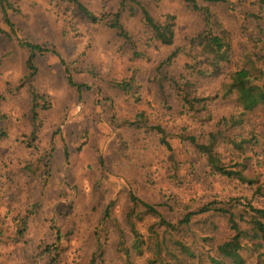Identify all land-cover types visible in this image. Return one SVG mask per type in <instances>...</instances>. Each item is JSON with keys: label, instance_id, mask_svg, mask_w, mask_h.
<instances>
[{"label": "rangeland", "instance_id": "374dc122", "mask_svg": "<svg viewBox=\"0 0 264 264\" xmlns=\"http://www.w3.org/2000/svg\"><path fill=\"white\" fill-rule=\"evenodd\" d=\"M120 1L80 0L95 14H107L106 21L92 24L80 16L73 0H0V130L5 134H0V264H87L110 200L116 203L113 222L127 233L129 189L156 205L173 222L184 213V203L196 210L208 201L238 200L237 212L247 206L242 203L264 204L250 188L234 180L210 177L203 158L186 142L170 137V152L160 146L153 131L126 123L142 110L149 125L160 124L173 136L180 133L179 122L162 107V100L174 105L169 78L179 79L187 58L180 52L170 64L163 65V61L200 32L204 8L212 13L214 29L224 30L232 41L231 64L222 68L252 66L264 80V5L258 0L217 4L203 0H126L120 22L131 39L127 42L108 26L110 14ZM141 7L158 20L168 13L175 15L171 46L151 40L141 19ZM19 39L50 49L36 57L37 71L32 77L25 66L30 52L18 44ZM131 43L140 56H133ZM67 69L75 85L68 83ZM124 79L134 88L128 97L114 86ZM208 80L215 85L209 76L200 78L202 86ZM195 82L201 89V83ZM29 86L45 94L50 105L39 109L34 148L26 146L32 131ZM223 104L212 110L221 112ZM258 153L260 164L246 161L245 173L249 177L257 174L264 182V150ZM171 158L180 164L182 176L176 182L170 177ZM223 158L230 164L238 161L239 155L225 150ZM185 159L188 165L183 164ZM31 209L25 235L16 239L17 219ZM196 217L198 223L181 239L185 243L193 241L196 234L206 237V244L198 246L203 262L211 264L207 255H215V246L226 240L229 228L224 217ZM150 221L154 220L148 217L138 224L143 232ZM113 222L106 225L105 253L108 259L119 260ZM56 229L62 233L57 244L61 253L53 263L42 249L55 245ZM242 256L245 264H264V253L250 246ZM135 262L146 264L143 255Z\"/></svg>", "mask_w": 264, "mask_h": 264}, {"label": "trees", "instance_id": "16d2710c", "mask_svg": "<svg viewBox=\"0 0 264 264\" xmlns=\"http://www.w3.org/2000/svg\"><path fill=\"white\" fill-rule=\"evenodd\" d=\"M125 1L121 0L117 9L110 14L111 19L108 26L116 30L125 41L131 42L120 22ZM203 1L213 4L227 2V0ZM73 2L80 16L86 21L98 24L107 20L106 13L95 14L80 0H73ZM258 2L264 5V0H258ZM141 17L143 24L151 33L153 42L161 46L173 44L175 15L168 13L158 20L141 7ZM213 22L211 11L204 8L203 28L200 32L188 40L186 47L170 52L163 61V65L170 64L180 52H183L187 58L183 64L184 72L179 75V79L169 78L168 86L172 90L174 105L166 102L165 104L162 100V107L168 109L170 117L173 115V119L179 122L180 133L173 136L160 124L149 125L147 113L142 110L135 115L132 121L126 123L153 131L158 135L160 146L170 152L173 150L170 137L179 139L181 143L186 142L196 155L203 158L204 167L210 177L234 180L241 186L250 188L255 197L264 199V182L257 174L249 177L245 173L248 166L245 162L255 160L257 164H260L258 152L260 149L264 150V80L252 66L235 64L229 69L222 68L224 65L226 68L231 64L233 46L228 34L224 30L216 31ZM7 24L12 28L10 23ZM2 32L0 28V33ZM18 44L30 52L26 57L25 66L28 76L32 77L37 71L36 57L50 49L43 45L30 43L26 39H19ZM131 47L133 56H140L133 43ZM209 76H213L215 85L208 80L207 84L202 86L200 78L207 79ZM192 78L201 83V89L197 82L191 81ZM67 81L70 85H75L68 69ZM209 84L211 85L207 86ZM114 86L125 97L131 96L134 91L130 80H121ZM29 88L32 97L30 117L32 131L31 137L26 141V146L34 148L33 144L40 126L39 109L46 110L50 105L45 94L37 92L32 86ZM134 98L138 100L137 96ZM219 103H224L223 110L216 113L212 108ZM253 113L255 114L252 116ZM0 134L5 135L2 130ZM225 150L236 152L239 160L227 164L223 158ZM170 162V177L176 182L182 176L180 164L174 158H171ZM187 162L188 160L185 159L183 164L188 165ZM189 166L191 172L193 163L190 162ZM128 201L129 209L125 215L127 233L116 222H113L112 212L116 203L115 199L110 200L99 222L95 247L87 264H136L135 258L142 255L146 264H206L202 259L201 247L198 246V244H206V237L199 238L196 234L193 241L185 243L181 239V235L185 236L198 223L196 216L201 214L224 217L229 228L230 234L226 240L215 246V255H207L211 264H245L242 251L247 246L259 254L264 253V204L259 206V204L254 205L250 202L242 203L247 206L244 210L237 212L235 208L239 205L238 200L208 201L196 210L184 203V213L180 219L173 222L163 216L156 205L144 201L132 189L128 191ZM31 212L32 209L27 211L21 220L17 219L16 239L24 237L27 230V219ZM148 217L153 218L154 221L146 223L143 232L138 224L146 221ZM111 220L117 229L115 253L119 260L108 259L105 253L106 225ZM240 221L243 224H240ZM53 232L55 245H47L42 251L43 254L49 256L48 260L54 263L61 253L57 244L60 240L62 241V233L59 229ZM1 236L2 233H0V240ZM165 255L169 256L172 261Z\"/></svg>", "mask_w": 264, "mask_h": 264}]
</instances>
